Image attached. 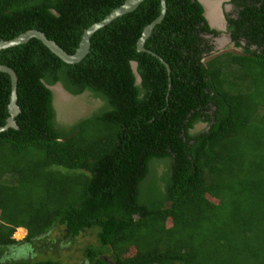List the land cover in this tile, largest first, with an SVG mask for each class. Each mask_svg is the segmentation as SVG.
<instances>
[{
    "label": "trees",
    "instance_id": "trees-1",
    "mask_svg": "<svg viewBox=\"0 0 264 264\" xmlns=\"http://www.w3.org/2000/svg\"><path fill=\"white\" fill-rule=\"evenodd\" d=\"M123 3L0 0V41L37 30L73 55ZM165 3L145 51L159 0L90 37L75 64L36 38L0 50L19 107L0 132V264H264V0L229 1L240 52L215 55L198 0ZM56 85L100 105L69 123ZM10 95L0 72V127Z\"/></svg>",
    "mask_w": 264,
    "mask_h": 264
},
{
    "label": "water",
    "instance_id": "water-1",
    "mask_svg": "<svg viewBox=\"0 0 264 264\" xmlns=\"http://www.w3.org/2000/svg\"><path fill=\"white\" fill-rule=\"evenodd\" d=\"M142 1L143 0H124V3L121 6L113 9L103 20L91 25L88 29H86L84 31V33L82 35V39L79 43V46L73 55L66 53L54 41L47 39V37L43 33L39 32L37 30L26 31L25 33L20 34L18 37L14 38L12 40H9V41H0V50L4 49V48H8V47L17 46L19 44L26 43L31 38H36V39L40 40L53 54L58 56L65 63H69V64L78 63L89 52V46H90L89 39H90V37L95 40L99 33H101L102 31H104L105 29L110 27L111 25L115 24L116 22H118L119 20L124 18L128 13L135 10L137 8V6ZM159 1H160V7H161L160 15L151 24H149L148 26H146L144 28L142 35L137 42V50L138 51H145L144 46H143L145 40L151 34L153 27L157 23H159L165 15V11H166L165 0H159ZM209 1H220V3L217 5L218 10H219V9H221V4L223 2L229 1V0H209ZM198 2L202 5V7L204 9V17L207 20L209 27L211 29H215V30L216 29H218V30L223 29L224 30V28L219 29L218 27H214L211 25V23L209 22V20L207 18V15H206L205 6L203 5V3L200 0H198ZM226 7L228 8L229 6H226ZM151 54L154 55L155 57H157L167 67V65L158 56H156L153 53H151ZM134 66H135V64H134ZM134 71H136V70L134 69ZM0 72L7 73L11 79V95H10V102L8 105L9 117L7 119L6 124L4 126L0 127V132H2L4 130H6L7 128H10V127L16 128V123L14 121V117L19 113V107L16 104V100H17V95H16L17 78H16L14 71L12 69L6 67V66L0 65ZM137 80L139 81L138 76H137Z\"/></svg>",
    "mask_w": 264,
    "mask_h": 264
},
{
    "label": "rangeland",
    "instance_id": "rangeland-1",
    "mask_svg": "<svg viewBox=\"0 0 264 264\" xmlns=\"http://www.w3.org/2000/svg\"><path fill=\"white\" fill-rule=\"evenodd\" d=\"M228 3L227 1L223 2L221 4V9H216L215 14L220 19V24H222V17H223V9L224 5ZM230 7L227 8V10ZM213 24V23H212ZM219 28V27H218ZM223 28V27H222ZM215 54L218 53H226V52H232V53H239L240 50L236 49L225 36H220V38L215 39ZM133 69H135L134 64L132 65ZM52 91L54 92V107L57 111V114H67L69 116L68 122H74L79 118H82L86 115H89L91 112L95 111L98 106L100 105V101L88 97L87 94H82L79 96H72L68 94L65 90L60 87V85H56L52 87ZM60 118V114L59 117ZM203 128V125H197L196 129ZM16 233H18L16 235ZM13 236L17 240H22L24 238V235L19 234V230ZM93 244L95 243L94 236H88L84 239H79L77 244H71L68 246L67 250H69L67 255L64 254V260L65 261H76L78 258V254L83 247L84 244Z\"/></svg>",
    "mask_w": 264,
    "mask_h": 264
},
{
    "label": "flooded vegetation",
    "instance_id": "flooded-vegetation-1",
    "mask_svg": "<svg viewBox=\"0 0 264 264\" xmlns=\"http://www.w3.org/2000/svg\"><path fill=\"white\" fill-rule=\"evenodd\" d=\"M203 1V3L207 6V10H208V14H207V16H208V20H210V16H209V11H216V9L218 8V6L216 5V4H214V3H211V2H208L207 0H202ZM230 1V0H229ZM229 1H227L228 3H229ZM228 3H226V5H224V9H223V17H222V24H220V19H218V25L219 26H216V27H223L224 28V30L222 29V30H218V29H216L218 32H219V35L218 36H216V37H214V36H211V35H205V38H210V39H212V42H213V44H215V39H218V38H220V36H225L227 39H228V41L231 43V40H230V36H229V34L227 33V21H226V17H227V15H229L230 13H234L235 12V10H234V8H233V6L231 5V4H228ZM214 5V7L212 8V9H210V7L211 6H213ZM226 6H229L230 8L227 10V7ZM204 10V9H203ZM207 13V12H206ZM219 18V17H218ZM207 21V20H206ZM210 23H211V25H212V22H211V20L209 21ZM208 23V22H207ZM213 26V25H212ZM214 26V27H215ZM220 29V28H219ZM232 44V43H231ZM233 45V44H232ZM215 50V49H214Z\"/></svg>",
    "mask_w": 264,
    "mask_h": 264
},
{
    "label": "bare ground",
    "instance_id": "bare-ground-1",
    "mask_svg": "<svg viewBox=\"0 0 264 264\" xmlns=\"http://www.w3.org/2000/svg\"><path fill=\"white\" fill-rule=\"evenodd\" d=\"M200 1L203 3L202 0H200ZM207 1H208V2H211V3H214V4H216V5H218V4L220 3V1H209V0H207ZM203 5L205 6V9H206V12H207L206 15H207V14H208L207 6H206L204 3H203ZM213 7H214V5L211 6L210 9H212ZM216 12H217V11H216ZM209 16H210V20H211V22L213 23L212 25H213V26H215V25H216V26H219V25H218V22H219V21H218V16H217V14H215V12H213V11H212V12L209 11ZM207 18H208V16H207ZM208 19H209V18H208ZM210 20H209V21H210ZM216 26H215V27H216ZM219 28L222 29L221 27H219Z\"/></svg>",
    "mask_w": 264,
    "mask_h": 264
}]
</instances>
